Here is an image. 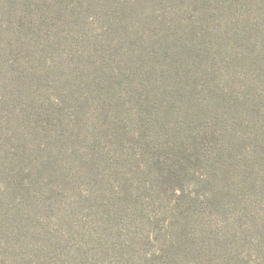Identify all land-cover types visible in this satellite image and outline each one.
<instances>
[{"label":"rangeland","instance_id":"1","mask_svg":"<svg viewBox=\"0 0 264 264\" xmlns=\"http://www.w3.org/2000/svg\"><path fill=\"white\" fill-rule=\"evenodd\" d=\"M0 264H264V0H0Z\"/></svg>","mask_w":264,"mask_h":264}]
</instances>
